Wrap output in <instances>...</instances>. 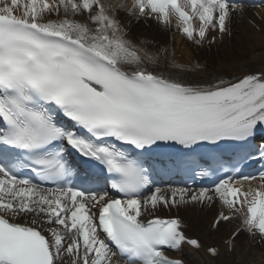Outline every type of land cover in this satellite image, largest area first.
Returning a JSON list of instances; mask_svg holds the SVG:
<instances>
[{"label":"snow or ice","instance_id":"1","mask_svg":"<svg viewBox=\"0 0 264 264\" xmlns=\"http://www.w3.org/2000/svg\"><path fill=\"white\" fill-rule=\"evenodd\" d=\"M124 7L0 0V264H183L164 250L200 242L158 213L188 204L219 203L210 228L240 218L264 241V67L188 83L165 70L187 69L168 45L132 34L133 22L170 31L174 19L184 38L211 45L232 35L247 0H131L122 18ZM249 23L264 37V23ZM69 149L90 163L91 181L72 179ZM156 156L224 178L153 187L144 164ZM250 162L258 173L242 175Z\"/></svg>","mask_w":264,"mask_h":264},{"label":"bare ground","instance_id":"2","mask_svg":"<svg viewBox=\"0 0 264 264\" xmlns=\"http://www.w3.org/2000/svg\"><path fill=\"white\" fill-rule=\"evenodd\" d=\"M105 3L121 4L125 7L121 11V17L127 12L131 0H104ZM259 3H248V8L243 16L235 17L231 24V36H217L214 43L209 45L205 42L197 45L184 38L176 28V21L173 19L170 31H165L154 21L133 22L132 34L135 37H149L156 41V46L166 44L169 46L171 59L176 63L187 66L184 72L178 69L167 68L168 72L179 75L188 83L207 82L214 80L217 76H223L225 79H231L242 72H258L264 67V60L260 57V47L262 43V34L253 30L250 20L257 24L264 23L260 17L264 16V6L255 7ZM213 34L210 33L209 39ZM200 61L207 63L202 70H196L195 64ZM258 185V181H253L252 186ZM249 185L244 184L247 189ZM172 187H165L168 189ZM196 190V189H193ZM221 211L219 203L211 207L188 204L179 208L161 209L158 213L161 217L180 216L189 227L190 234H199L203 237L204 243H218L221 248V254L217 259H209L203 250L196 253L197 258L188 251H182V255L187 264H237L234 259L238 258L240 264H264V242H259L256 237L249 239L247 234L239 232L235 238L236 248L228 253L223 239L227 238L241 224L240 218L231 222L221 223L219 229L210 228L212 220ZM250 241V243H249Z\"/></svg>","mask_w":264,"mask_h":264}]
</instances>
